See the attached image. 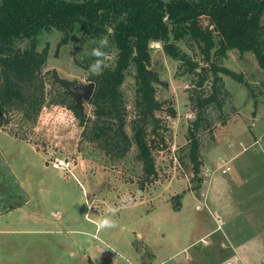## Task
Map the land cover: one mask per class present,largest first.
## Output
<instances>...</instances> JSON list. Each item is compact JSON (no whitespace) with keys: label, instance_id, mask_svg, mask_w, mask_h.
Segmentation results:
<instances>
[{"label":"rangeland","instance_id":"rangeland-1","mask_svg":"<svg viewBox=\"0 0 264 264\" xmlns=\"http://www.w3.org/2000/svg\"><path fill=\"white\" fill-rule=\"evenodd\" d=\"M63 38L49 30L36 42L39 52L48 48L49 54L43 70L47 100L39 118L26 123L12 111L0 127V264H212L221 250L202 249L191 257L189 246L216 225L214 209L226 211L219 219L223 233L215 238L226 234L236 245L264 233V67L253 54L230 51L223 60L250 88L223 76L226 106L223 112L211 109L215 127L200 135L198 183L188 158L195 117L189 98L197 75L184 74L182 62L169 57L161 43L150 45L151 69L160 78L156 99L175 107L177 116H165L170 151L155 153L157 178L143 187L136 148L121 160L107 157L82 141L73 111L56 104L63 82L89 84L95 75L83 66L92 62V44L75 35L62 45ZM32 43L19 46L25 50ZM178 45L202 60L194 43ZM111 52L109 65L117 56ZM134 83L129 76L123 86L130 120ZM84 107L92 117L93 107L86 101ZM55 157L74 161L73 175L54 170L48 161ZM109 206L116 209L114 227L100 229L97 220Z\"/></svg>","mask_w":264,"mask_h":264},{"label":"trees","instance_id":"trees-1","mask_svg":"<svg viewBox=\"0 0 264 264\" xmlns=\"http://www.w3.org/2000/svg\"><path fill=\"white\" fill-rule=\"evenodd\" d=\"M263 20L264 0H0V127L12 111L20 112L26 123H34L44 110L47 90L43 70L49 54L48 48L42 52L36 49L41 34L58 31L64 37L62 45L81 35L92 44L91 49L107 34L106 67L91 77L96 90L86 101L94 109L93 116L76 107L67 89L73 83H62L55 102L73 111L83 129L82 141L96 145L107 157L121 160L136 148L144 187L158 175L155 153L170 151L165 116H177L175 107L156 99L155 85L160 78L151 69L150 45L159 42L169 57L182 62L184 74L197 75L189 98L195 117L188 130V158L200 183V135L215 127L211 109L225 110L223 76L250 88L223 60L230 51H238L242 57L251 53L263 68ZM27 41L33 43L22 50L19 44ZM179 42L197 45L202 60L182 51ZM112 50L117 56L109 65L107 56ZM54 76L60 81L57 72ZM129 76L135 81L131 120L123 88Z\"/></svg>","mask_w":264,"mask_h":264},{"label":"crops","instance_id":"crops-1","mask_svg":"<svg viewBox=\"0 0 264 264\" xmlns=\"http://www.w3.org/2000/svg\"><path fill=\"white\" fill-rule=\"evenodd\" d=\"M207 203L208 201V195H207ZM208 205V204H207ZM213 206V205H212ZM198 209H200V206H197ZM209 212H211V209L209 208ZM214 209V207H213ZM224 209V208H223ZM213 211V210H212ZM217 218L216 225H213L208 229V231L205 233V235L196 241L194 244H191L189 247L192 251V256L194 257L195 254L203 253L202 249L207 248H214L213 253L221 250L222 255L220 257L219 261H215V255H213L214 261L212 264H264V233L259 232L255 233V235L252 238H249L247 241H244L243 243H237L236 245H233L229 242V239L227 238V235L224 234V237L221 239V236L215 238L214 235L222 232L223 229H221V225L219 224V219H223V215L226 214V211H219L217 209H214ZM224 214H222V213ZM214 213V216H215ZM223 233V232H222ZM214 240V241H213ZM215 240L219 243L216 245ZM200 245V246H198ZM202 245V246H201ZM219 253V252H218ZM220 254V253H219ZM217 257V258H218ZM166 262V261H165Z\"/></svg>","mask_w":264,"mask_h":264},{"label":"clouds","instance_id":"clouds-1","mask_svg":"<svg viewBox=\"0 0 264 264\" xmlns=\"http://www.w3.org/2000/svg\"><path fill=\"white\" fill-rule=\"evenodd\" d=\"M97 46L91 49L90 55L95 57V59L91 62L89 66V70L91 73L99 74L106 67L105 57L106 52L105 49L109 46V36L107 34H102L96 41ZM116 209L113 207H108L106 209L105 215L97 220L98 228H111L114 227V221L112 220V215H114Z\"/></svg>","mask_w":264,"mask_h":264},{"label":"water","instance_id":"water-1","mask_svg":"<svg viewBox=\"0 0 264 264\" xmlns=\"http://www.w3.org/2000/svg\"><path fill=\"white\" fill-rule=\"evenodd\" d=\"M69 92L74 96L76 101V107L84 112V101H90L95 92V83L91 82L89 84H77L75 86H67ZM3 116V112L0 110V117Z\"/></svg>","mask_w":264,"mask_h":264},{"label":"built area","instance_id":"built-area-1","mask_svg":"<svg viewBox=\"0 0 264 264\" xmlns=\"http://www.w3.org/2000/svg\"><path fill=\"white\" fill-rule=\"evenodd\" d=\"M51 165V167L54 170H57L59 172H63L64 174H72L73 175V168H75L74 161L70 160L69 157H55L50 158L48 161Z\"/></svg>","mask_w":264,"mask_h":264}]
</instances>
